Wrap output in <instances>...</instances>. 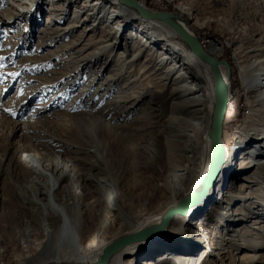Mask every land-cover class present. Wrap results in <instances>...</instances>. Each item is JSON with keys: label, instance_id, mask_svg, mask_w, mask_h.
Wrapping results in <instances>:
<instances>
[{"label": "rangeland", "instance_id": "374dc122", "mask_svg": "<svg viewBox=\"0 0 264 264\" xmlns=\"http://www.w3.org/2000/svg\"><path fill=\"white\" fill-rule=\"evenodd\" d=\"M24 1L27 3L23 7L16 8L12 2L19 1L0 0V264L49 262L48 257L40 255L37 246L33 245L35 259L26 262L27 252H31L32 248L30 246L27 249L25 245L34 243L35 238H43V209L30 200L33 192L27 187L31 185L35 175L26 161L20 162L22 152L24 156L27 153L37 154L40 159L43 158L44 164L50 163V171L47 173L49 177L52 171L56 172V167L61 168L62 163L69 165V168L64 167L68 168L64 175H70L65 183L69 185L71 193H76L77 190V193L83 194L79 195V203L69 209L78 224L92 225L91 229L85 227L82 230V237L85 236L84 241H87L92 236L105 232L106 226L104 225V229L101 227V230L94 229L95 223L104 216V207L98 212L97 207L87 206L85 191L91 189L96 195L102 196L107 188L115 190L119 186L117 164L123 158H129L133 178L127 185L115 190L111 198L117 203L121 202L124 192H129L134 187L137 190L138 186L141 198L135 202V209H140V206L148 204L145 195L148 193L150 180L146 176L153 175L154 168L160 169L167 165L165 132L160 134L159 140L156 138L159 129L156 128L147 129L144 138L135 139L126 135L125 140L131 145L135 144V147H122L119 136L125 129L107 133L101 120L106 123L108 115L112 117L118 113L124 124H129L128 130H132L130 123H135L140 117L144 124L151 122L152 125L156 117L153 114L155 119L148 121L150 113L159 114L158 119L163 121L168 120L172 112L171 96L163 91L158 80L149 83V95L143 101H135L128 89L127 101L119 102L130 83L129 73L138 72L148 53L154 51L151 47L130 61L139 45L135 43L142 40L143 35L140 34L141 38L129 39V52H125L121 34L116 39L114 30L113 34L109 33L112 27H107L106 23L99 25L92 18L87 24L72 28L66 35L57 38L58 34L50 33L52 30L47 28L48 24L54 29L73 26L77 23L76 8L85 0H75L77 3L71 4L67 14L59 18L60 23L56 26H53L56 19L50 14L49 0H40V5H37L38 0ZM139 1L145 2L150 9L173 12L183 18L206 49L209 50L212 42L222 47V51L214 56L231 63L234 90L224 120V137L231 151L237 142H250V129L264 127V105L256 102L255 107H252L255 97L253 98V93L246 91L242 77H257L260 72L259 60L264 59V0H182L193 15L187 11L182 12L180 4H175L180 0ZM52 2L57 3L56 0ZM62 2L66 3V0H60L59 3ZM38 6H43V9L39 10ZM11 10L15 18L8 15ZM17 13L23 16L17 19ZM140 22L137 20L133 24L139 29ZM129 28H133V25ZM107 38H112L109 41L110 48L99 49L105 44L96 42ZM73 45L75 48H70ZM105 50L107 52L101 54ZM91 56L96 59L82 67L81 60L90 59ZM152 67H156V62ZM117 100L118 110L114 111L111 104ZM253 108L262 112L254 111ZM228 110L233 112L229 119ZM99 111L102 112L98 113ZM38 143H46L45 148L38 149ZM63 145L67 146L59 150L58 147ZM25 148H31L32 151L27 152ZM43 151L48 153L45 157ZM231 153L232 158L233 151ZM154 154L158 160L153 158ZM245 154L240 153L236 162ZM263 176L264 174L258 176V184L251 188L250 182L245 181L244 174L226 180V185L232 187L235 193L241 192L238 189L241 186L245 193L250 192L251 199L247 202L237 201L230 206L235 217H246L245 222L235 225L228 221L223 224L216 217H203L201 220L190 217L193 220L191 230L187 228L175 236L174 242L166 247L163 246V240L170 227V220L165 231L141 245L157 242L153 253L149 252L151 255L145 257L139 256L134 259L133 264H143L146 260L167 264L168 260L160 261V258L169 249L193 247L195 240L192 234L199 231L208 234L206 239L210 243V252L207 255L209 260L214 261L213 264H264V215L254 214H264ZM59 177V181H62L61 172ZM154 179L155 183L159 181ZM249 203L254 204L251 209L248 207ZM90 213L93 217L86 223L85 218ZM175 216L173 218L178 219L172 227L174 232L180 231L186 223L185 215ZM50 221L56 223L57 219L52 215ZM199 221H203L204 227L198 231ZM112 224L111 220L109 226ZM137 224L142 225L139 222ZM232 229H239V232L230 243L227 238L232 237ZM126 234L129 233L125 232ZM115 236L113 238L117 239L122 235ZM215 246L225 248L222 249L226 251L222 257L212 256L220 250ZM175 254L173 256L179 253Z\"/></svg>", "mask_w": 264, "mask_h": 264}, {"label": "bare ground", "instance_id": "6f19581e", "mask_svg": "<svg viewBox=\"0 0 264 264\" xmlns=\"http://www.w3.org/2000/svg\"><path fill=\"white\" fill-rule=\"evenodd\" d=\"M17 1H19V3L12 2V5H15L16 8L17 6L23 7L24 4L27 3L24 0ZM49 1L51 2L50 14L56 19L54 25L52 24L53 26L60 23L59 18L67 14V10L71 7V4L77 3L75 0H66V3L62 2V4L59 3L60 0H56L57 3L52 2L54 0ZM137 1L141 6L150 11L162 12L148 8L145 2ZM40 2L41 1L38 0L37 5H40ZM67 2H69L68 5ZM177 3L180 4L179 8L182 12L187 11L191 13L189 6L185 2L180 0L175 4ZM38 8L42 10L43 6H38ZM75 12H77L76 17L74 16L75 22H77L76 24L71 27H56L57 29H54L55 27L53 28L48 24L47 28L52 30L50 33L58 34L56 35L57 38L61 37L66 35L72 28L75 29L81 24H87V22L93 18L99 25L106 23L107 27H112V31L110 29L111 32L109 33L113 34L115 32L116 39H118L117 36L121 34V40L125 42V52H129L127 45L129 39L139 38L140 34L143 35L142 40L135 43L139 45L137 47V52L132 56V60L130 61H133L139 53L147 52L151 47L154 49V51L148 53V57L138 72L129 73L130 83L126 86L125 97H120L122 99H119V102L127 101L126 99L129 97L128 89L130 94L132 93V97L135 98V101L136 99L138 102L143 101L149 95L147 90L149 83L158 80L160 81L159 83L163 91L169 93L172 99V112L168 120L161 121L158 119L159 114L152 112L148 118V121H150L155 115L156 121H154L152 125L151 122L144 124L142 121L143 119H140V117L135 123H130L133 128L132 130H128L129 124H124L125 122L121 117H118V113H115L112 117L108 114H102L108 115L109 117L107 118L109 120L107 119L108 122L106 123L101 120V124H103L104 131L110 134L116 132L115 130L119 129L121 131L122 128L125 129L121 131V136H119V142L122 147H135V144L131 145L129 141L125 140L126 135L135 139L144 138L146 137L147 129L156 128L159 129L156 137L159 140V138H161L160 134L165 132L167 165L160 169L154 168V174L146 176L147 178L149 177L150 180L148 193L145 195L148 204L140 206V209H135V202L141 198L138 186H136L137 190L134 187L131 191L124 192L123 197L120 198L121 202L117 203L114 198H111L115 190H119V188L127 185L131 178H133L131 159L129 158H123L117 164V181L119 182V186L116 187L115 190L107 188V190L103 191L104 194L102 193V196H100L96 195L88 187L90 190L88 192L85 191L86 193L84 195V197H87L86 205L89 207H97L96 210L98 212L103 210L104 207L103 212L104 216H106V218L102 216L101 220L95 223L96 228L94 229L101 230V227L104 229L106 226V231H102L99 235L92 236L89 240L84 241L85 236L82 237V230L85 227L91 229L92 225L78 224L69 209L74 204L79 203V195L81 194V192L80 194L77 193V190L76 193H71L69 185L65 183L67 179H70V175H64L69 165L67 166V164L62 163V166L60 165L61 168L56 167V172L52 171V175L49 177L47 173L50 171V163L44 164L45 161L43 158L40 159L37 154L27 153L24 156V152H22L20 162L26 161L35 175H32V183L27 187V189L33 192L30 200L43 209V238H35L36 241H34V243H30V245L27 243L25 247L29 249L30 246L32 248V245L33 247L37 246L36 249L40 255L48 257L49 262L46 264L94 263L101 258L104 249L108 245L124 237L135 235L141 229L158 223L162 220V217L171 209L177 207L184 199L190 197V195L203 183L208 174L213 155V143L210 137V131L212 129V119L215 110L216 78L210 66L193 53L178 32L163 21L145 18L138 9L123 3L121 0H85L78 5ZM83 14L85 15L83 16ZM173 14L181 25L196 35L183 18L176 13ZM8 15L10 18H15L12 10L9 11ZM191 15H193V12ZM15 16L19 19L23 14L17 13ZM50 19H52V17L49 18V21ZM137 20L141 21V28L139 29L133 24ZM131 25H133V28H129ZM140 30H142V32H140ZM141 37L142 36H140V38ZM108 38L107 40L96 42L97 44H105L101 45L99 49L106 48L108 50L110 48L111 44L109 41H111L112 38ZM114 46H116V44H114ZM70 48H75V46H70ZM205 50L214 56L222 51V47L212 42L209 50L206 48ZM105 52L107 51H101V54ZM94 59H96V57L91 56L90 59L81 60L82 67L87 66L89 63L93 62ZM155 62L156 67L153 68L152 65ZM259 64L260 72L257 74V77H242L246 91L249 94H254L253 98L255 97V99L253 100V104H251L252 107H255L256 102L264 105V59L259 60ZM222 71L225 76H227L225 67H222ZM110 80H112V78ZM231 85L232 99L234 94L232 72ZM139 89L141 91H139ZM118 105L119 103L117 100L111 104L112 109L117 111ZM132 107L135 108V106H130V108ZM253 109L254 111H261L260 109ZM100 112L102 111L98 113ZM232 115L233 112L230 110L228 112V119ZM82 118H84V116ZM66 119L64 120L66 121ZM224 124L222 140L225 148H227L226 156L228 158L233 151L232 160H229L223 165L217 183L209 190V194L205 200L193 208L189 215L184 216L186 223L182 229L180 228V231H172L175 220L178 219L173 218L175 215L167 221L168 223L171 220L170 227L167 229V234H165L163 240L165 244L163 246L168 247L171 245L174 242L173 238L180 235L187 228V230H191L190 225L193 223L191 218L201 220L203 217H216V219L220 220L223 224L231 221L232 224L235 225L236 223L239 225L246 221V217H235L230 206L237 201L243 202L246 200L247 202L251 199L250 192L245 193L241 186L238 188L239 190L241 189V192L235 193L232 187L229 188L228 185H226V180L244 174L245 181L250 182V188L258 184L257 177L264 174V127H252L249 131L251 141L248 143L237 142L231 151L224 137V132L226 131L224 130ZM246 127L249 128V125H246ZM189 132L192 134H189ZM45 146L46 143H38V149H43ZM66 146L67 145H63L62 147L59 146L58 149L63 150L62 148ZM26 150L27 152L32 151L31 148ZM240 153L246 154L243 157L241 156L242 158L236 162V158ZM42 154L45 157L48 153L43 151ZM155 157L156 155L154 154L153 158L158 160V158ZM178 161H180V163H178ZM143 163L145 164L144 161ZM113 165L115 167L114 163ZM65 166L68 168H64ZM60 172L63 175L62 181H59L61 179L59 177ZM154 178H157L159 181L155 183ZM58 183L59 187L56 186ZM250 204L251 203L248 204V207L251 209L254 204ZM254 214L260 216L264 215L255 212ZM52 215L57 219L56 223L50 221ZM92 217L93 215L90 213L85 218L86 223L89 222ZM175 217H179V214ZM111 220L113 224L109 226ZM137 222L144 225H138ZM167 223L164 224L165 228L163 231L166 230ZM256 223H258V221ZM203 227V221H199L197 226L198 231L202 230ZM163 231H161V233ZM232 231L234 232L232 237L227 238L230 243L235 240V234L239 232V229H232ZM125 232L129 234L125 235ZM115 235L122 236L115 239ZM192 235H194L195 240L193 247L181 248L178 250L169 249L168 252L160 258V261L168 260L167 264H213L214 261L208 259L210 252L208 250V245L210 243L206 239L208 238V234L199 231ZM113 236H115V238H113ZM137 243L141 244L136 245ZM143 243L145 242H135L123 247L122 249L124 250L119 249L110 256L107 264H133L134 259L136 260L139 256L145 257L146 255H151L149 252L153 253L155 246H157V242L154 241L153 243L150 242L141 246ZM215 248H219L220 250L216 251V254H212V256L216 255V257H222L226 252L225 250L222 251V249H225L222 246H215ZM31 250V252H27L26 262L28 263L35 259L33 248ZM175 253L179 254L173 256ZM110 260L112 261L109 262ZM143 264L156 263L146 260Z\"/></svg>", "mask_w": 264, "mask_h": 264}, {"label": "water", "instance_id": "95a60500", "mask_svg": "<svg viewBox=\"0 0 264 264\" xmlns=\"http://www.w3.org/2000/svg\"><path fill=\"white\" fill-rule=\"evenodd\" d=\"M123 3L134 7L140 11V13L147 19H155L163 21L172 26L176 32L182 37V39L188 44L190 49L200 59L205 61L213 71L214 77L216 78V89H215V110L212 119V129L210 131V137L213 143V155L210 164V168L207 176L203 183L190 195V197L184 199L177 207L171 209L162 220L158 223L146 227L138 231L135 235L124 237L113 244L108 245L101 258L88 264H107L111 255L122 249L126 245L135 242H148L155 236L163 231L167 221L174 215L177 214H190L193 208L202 203L209 190L214 187L219 179V174L223 165L231 160V154L229 158L226 156L227 148H225L222 136H223V124L226 116V112L231 100V64L227 59H219L210 53H208L203 47L199 37L188 31L181 23L177 20L176 16L170 12H153L139 4L137 0H121ZM222 67H225L227 76L222 71ZM227 77V78H226ZM68 264H87V263H68Z\"/></svg>", "mask_w": 264, "mask_h": 264}, {"label": "trees", "instance_id": "16d2710c", "mask_svg": "<svg viewBox=\"0 0 264 264\" xmlns=\"http://www.w3.org/2000/svg\"><path fill=\"white\" fill-rule=\"evenodd\" d=\"M229 104H230V102H229ZM225 128H226V126L224 125V130H225ZM224 134H225V132H224Z\"/></svg>", "mask_w": 264, "mask_h": 264}]
</instances>
